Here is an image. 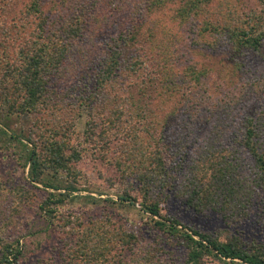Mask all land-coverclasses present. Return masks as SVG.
I'll list each match as a JSON object with an SVG mask.
<instances>
[{"label": "trees", "instance_id": "16d2710c", "mask_svg": "<svg viewBox=\"0 0 264 264\" xmlns=\"http://www.w3.org/2000/svg\"><path fill=\"white\" fill-rule=\"evenodd\" d=\"M240 1L0 0V155L46 191L37 213L59 235V264H264V239L168 212L174 200L229 227L258 212L264 230V0ZM167 12L175 32L150 23ZM89 163L117 172L154 242L109 213L62 210ZM7 194L20 214L24 188L0 181ZM16 226L0 217V264L25 260Z\"/></svg>", "mask_w": 264, "mask_h": 264}, {"label": "rangeland", "instance_id": "374dc122", "mask_svg": "<svg viewBox=\"0 0 264 264\" xmlns=\"http://www.w3.org/2000/svg\"><path fill=\"white\" fill-rule=\"evenodd\" d=\"M106 2V0H104ZM258 0H242L243 6H248L258 11L261 8L258 6ZM235 7V6H234ZM236 8V7H235ZM215 8H213L214 10ZM225 8L223 9V11ZM216 12V9L214 10ZM171 13H159L154 15L151 19V24L154 22H161L163 28L172 29V32L176 31L175 24L170 22ZM149 25V24H148ZM170 40V39H169ZM198 58L203 59L202 61L207 62L202 53H198ZM215 61L214 59H212ZM249 62V60H248ZM264 66V65H263ZM258 67V66H257ZM255 66V69L257 68ZM264 68H260V72L264 74ZM259 78V77H258ZM29 119V118H28ZM83 120L78 123L77 130L82 131ZM31 122L29 120H23L21 126L27 127ZM18 120L10 118L9 125L12 129L18 130L14 125ZM207 133L208 129H205ZM86 171L87 177L78 182V189L73 194V200H69L63 207V211L68 210L69 212H82L84 213L85 219H95L109 213L113 217L115 222L124 224L127 228L133 232H138L141 239H145L144 244H151L156 240V236L151 230H147L142 226L144 219L143 213L139 212V205L135 203L134 206L129 203L121 201V195H123L124 187L123 181L117 176V172L113 170H106L98 167L93 169L89 163L83 168ZM96 173H101L99 178ZM28 175V164L23 172L17 163L10 157H2L0 155V181L5 185L6 189L14 188L16 186L24 188V192L27 196L24 202H20V214H13L11 210H15L14 203L10 205V194L0 198V217L6 218L9 212L12 219L16 221L17 226L10 230L12 236L20 237L21 243L23 242L27 251L25 260L22 264H59V235L56 231L47 230L46 223L37 213V205L45 198L46 194L44 188L39 185L38 188L32 187L29 182L26 181ZM64 173H60L54 184L65 185ZM52 191V190H50ZM63 192V191H62ZM132 194L137 196L138 192L133 190ZM168 212L180 218L183 224L197 227L208 234L215 235L222 229H229L236 233H240L245 240H261L264 239V230L261 229L258 212H255L253 217L245 223L240 225H234L229 227L224 224L220 217L215 214L198 215L191 211H188L179 202L172 200L168 207ZM259 215V214H258ZM23 237H22V236ZM145 244V245H146ZM173 252L178 263H181L183 259L182 250H176L169 248Z\"/></svg>", "mask_w": 264, "mask_h": 264}]
</instances>
